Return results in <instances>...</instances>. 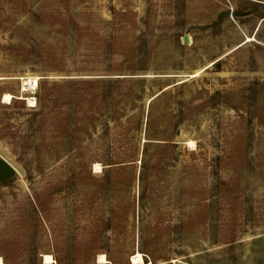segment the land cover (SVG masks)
<instances>
[{
  "label": "rangeland",
  "instance_id": "1",
  "mask_svg": "<svg viewBox=\"0 0 264 264\" xmlns=\"http://www.w3.org/2000/svg\"><path fill=\"white\" fill-rule=\"evenodd\" d=\"M0 159L5 264H264V0H0Z\"/></svg>",
  "mask_w": 264,
  "mask_h": 264
},
{
  "label": "bare ground",
  "instance_id": "2",
  "mask_svg": "<svg viewBox=\"0 0 264 264\" xmlns=\"http://www.w3.org/2000/svg\"><path fill=\"white\" fill-rule=\"evenodd\" d=\"M22 86V85H21ZM36 87H38V78L37 77H29L28 79H27V81L24 83V87H23V91H26L28 88H31L32 90L34 89V88H36ZM21 91V90H20ZM10 98H11V95L10 94H6V96H5V101H9L10 100ZM4 101V102H5ZM26 101V100H25ZM28 101V100H27ZM6 103V102H5ZM34 103V99L33 100H29V104H33ZM30 106V105H29ZM44 257V256H43ZM141 255L140 254H138V255H136V256H134L133 258H132V261H133V263L134 264H139V263H137L136 262V260L137 261H139L140 263H141ZM100 259L102 260V262L104 261V257H100ZM45 260L46 261H51V257L50 256H46L45 257ZM100 261V260H99ZM52 262V261H51ZM0 264H5L4 262H3V259L2 258H0Z\"/></svg>",
  "mask_w": 264,
  "mask_h": 264
},
{
  "label": "water",
  "instance_id": "3",
  "mask_svg": "<svg viewBox=\"0 0 264 264\" xmlns=\"http://www.w3.org/2000/svg\"><path fill=\"white\" fill-rule=\"evenodd\" d=\"M15 175V170L4 160L0 159V181H5Z\"/></svg>",
  "mask_w": 264,
  "mask_h": 264
}]
</instances>
